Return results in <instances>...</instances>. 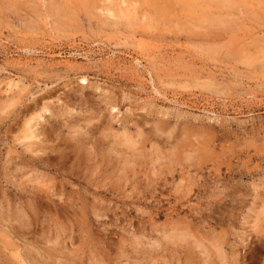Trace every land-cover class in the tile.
I'll use <instances>...</instances> for the list:
<instances>
[{
	"label": "rangeland",
	"instance_id": "obj_1",
	"mask_svg": "<svg viewBox=\"0 0 264 264\" xmlns=\"http://www.w3.org/2000/svg\"><path fill=\"white\" fill-rule=\"evenodd\" d=\"M0 264H264V0H0Z\"/></svg>",
	"mask_w": 264,
	"mask_h": 264
}]
</instances>
